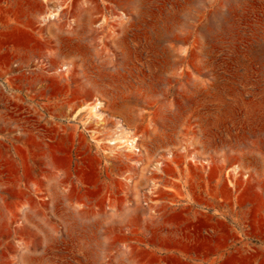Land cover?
<instances>
[{
  "label": "rangeland",
  "instance_id": "obj_1",
  "mask_svg": "<svg viewBox=\"0 0 264 264\" xmlns=\"http://www.w3.org/2000/svg\"><path fill=\"white\" fill-rule=\"evenodd\" d=\"M0 264H264V0H0Z\"/></svg>",
  "mask_w": 264,
  "mask_h": 264
},
{
  "label": "bare ground",
  "instance_id": "obj_2",
  "mask_svg": "<svg viewBox=\"0 0 264 264\" xmlns=\"http://www.w3.org/2000/svg\"><path fill=\"white\" fill-rule=\"evenodd\" d=\"M97 108H98V104H97V103H96L95 105H93L92 108H90V109H91V113H92L93 115H94L95 112H97ZM97 113H98V112H97ZM97 113H96V114H97ZM98 115H99V114H98ZM117 137H118V136H117ZM120 138H121V137H119V139H120ZM121 139H123V138H121ZM110 140H111V141H114V142H117V138H116V137H114L113 139L111 138ZM123 140H124V142H125V141L130 142V140L128 139V137H124ZM119 142L121 143V141H119ZM124 142H122V143H124ZM120 143H119V144H120ZM122 143H121V144H122Z\"/></svg>",
  "mask_w": 264,
  "mask_h": 264
}]
</instances>
